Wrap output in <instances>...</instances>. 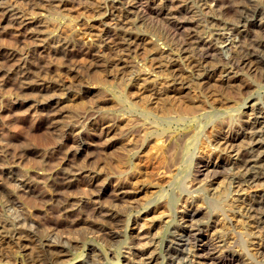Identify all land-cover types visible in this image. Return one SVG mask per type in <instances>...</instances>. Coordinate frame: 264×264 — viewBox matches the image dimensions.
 <instances>
[{"label": "rangeland", "instance_id": "obj_1", "mask_svg": "<svg viewBox=\"0 0 264 264\" xmlns=\"http://www.w3.org/2000/svg\"><path fill=\"white\" fill-rule=\"evenodd\" d=\"M8 1L11 2L13 0H7L4 4H6V3L8 4ZM23 1L25 2L24 4H23ZM23 1L17 0V2L15 3V6L16 5L17 6L14 10H17V9H19L20 11L22 10L21 12H23L25 14V16L27 17L26 21L30 20L28 22L31 23L29 25H32L31 27H33V29H32V31L28 32V29L21 27V24L19 22L21 20V18H15V19L7 18L6 17L7 15L5 16L4 12H2L3 10L0 9V51L3 52L5 50H14L18 57H21L24 59H30L31 58L32 60L36 61L38 65L40 64L42 66V68L43 67L47 68L50 75L52 77H54V79L61 81V82H64L65 86L68 83L71 84V82H73V81L76 82L78 80L77 82H79V83L81 82V85H83L84 88H86L88 91L86 93L82 94V96L84 97L83 98L81 96V94L78 95L79 93H77L76 91L71 89V87L69 88V85L63 89L64 91L62 90L64 93H60V97H62V99L64 101H62V103L60 105H63V106L62 107L60 106V110H59L60 115L58 116L59 120H58L57 126L54 127L56 129H54V128H51L53 126H51V123H50L51 120L49 118L50 116L48 115V112H44L43 110H41L35 106L36 100H37L35 98L36 90L38 87L37 85L39 83L43 82V80L41 79V77H43L42 74L40 72L37 73L38 70L36 71V68H35V74L30 73V74H28L29 76L26 77L27 79H24V78L18 77V75L8 73L6 71L7 65L6 64L1 65V62H0V65H1L0 66V217L1 218L0 219L7 220L10 222L14 221V223H15V222H17L18 219L21 218L20 216L25 215L27 217H30L33 219V220L31 219L32 221H35L37 226L40 224H42V225H40L39 227L44 225L43 226L45 229L44 231H43V227H41V228L38 227L39 233H40L39 238H41L43 240L45 238L44 237L45 232H51V230H52V232L53 231L56 232V228L59 225L56 233H58L60 231V233H58L60 235V238L63 237L62 239L66 238V240L70 239V240H72V241L69 240L70 242H74V244L77 243V245L75 246L76 248L74 247V248H71L69 250V252L67 254L69 256H67V255L62 256L60 258L61 261L58 258L59 261H56L57 263L56 262L54 263L53 261L51 262V260H55V259L45 260L47 263L44 261L34 262V261H31V260H33V258H32L33 252L32 251H34L37 248V246H34V245L39 244V241L37 239L36 240L34 239V241L32 239V241H31L30 238H27L28 239L27 240L26 237H17V239L16 238H9V237L6 238V237H1V234H0V237H1L0 238V264H30V262H31V264H38V263L41 264L42 262H43L42 264H73V263L74 264H81L80 261L84 260V256L89 255L90 253H93V252H91L93 250H94V253H98L99 260L103 261L105 264H106V262H107V264H114V263L115 264H124L123 262H124V260H126V256H129V252L131 250H137V249L141 248V251H143V252L146 251L145 255H147V251L149 252L151 250V248L153 247L151 242L148 243L151 239V237H149V236H151L153 233H155L153 235H157L156 240L161 242L159 244V248L157 250L161 254H163V256L162 257L160 256V258H157L156 260H152L151 262H149L146 258L147 256L141 255L142 259H140V260L147 261V264H165V261H168V254H167V252H165L166 247L169 244V240L172 238L170 233L174 230V228H179V227L180 228L181 227L187 228V227H189L187 225V224H189V220H185V218H182V216L185 214V211L190 209L189 207H193L192 203H193V198H195V197H193L192 195H195L198 193L199 196L205 195L207 197H210L211 192H214V191L219 192L223 188H227V185H228V178L227 177L229 175V172L236 171L238 169L237 164H233L234 165L233 166L231 163H229L230 161L228 162V159L230 160L233 158L232 160H235L236 158H238V160H240V159H244V157L245 158L248 157L250 143H248L249 142V135L247 136V132L251 131L250 122L253 120V116H252L253 114H251V112L253 110H250V105L252 106V108H254L255 105L259 106L261 104V103L260 104L258 103V100L259 99H260V101L263 100L262 95H264V79H262V76H260V74L255 70L254 71L253 70H247V73L239 71L238 74H236L239 77V81H237V82L238 83L240 82L241 85L238 84L239 86H238V89H236L237 91L231 93L230 96L225 97L223 95H220V96H222V98L219 96L222 99L221 100L222 103H221V101L220 102H214V103L217 105H223L224 106L223 109H220L221 114H219V116H217V119L215 120V122H213L211 124H210V122L212 120H214L215 118H213V116L210 117L209 119L207 118L206 126L203 125V127H202L201 138H200L201 141L199 140V142L202 143V145H201L202 147L199 145V147H201V148L196 150V153H195V159L198 161V163L194 164L192 170H186L183 173L184 177H182L179 180L181 182V184H180V182H177L174 186H170L172 174H176L177 171L175 169L164 170L163 168H162L163 169L162 170L158 166V161L164 155L163 151L161 150V147L168 145V141H169V143H173V137L177 138L179 136V134H181L184 131L185 132L188 131L190 128H188V129L185 128L186 126H188L187 123L182 124V125H178V124L174 123L173 126H167V127H169L168 129H167V127H165L164 132H162L163 136L160 137V140L168 137L167 138L168 141H166V143H165V142H163L164 140H161V141L159 139L157 140L156 136L152 135V134H154L153 133V126L155 125L154 123L151 122V120H153V118L146 117L144 115L142 116L143 113H141V112L139 113V111H136V110H134V112L131 113L129 111V110H131V108H129L127 110L123 109V107L125 108V106L122 107V84L116 85V87H114L115 85L112 84V82H111V79L114 80L112 78L111 74L108 75L107 71L101 70V68H102L101 66H97V64L101 63L100 61H102L100 59L108 57V55L110 54L109 50L106 47L103 48L104 46L102 44L104 42L103 41V38L105 37L104 34L106 35V31L113 30L114 24L110 25V24H106V22H105V23H102L100 25V21L97 24L96 13H94L95 11L90 9L87 6L91 2L93 3V1H95V0H87L88 2L86 0H83V1L82 0L65 1L64 2L65 6H63L64 8L63 7L60 8V6L57 5V2H51L53 4H51V3L49 4L47 2L46 4L43 3V5H42V3H40V5H38L39 3H37V4H34L33 7H30V5L27 2L28 0L27 1L23 0ZM236 1L240 2L243 0H236ZM254 1H259V0H254ZM34 2H41V1L36 0ZM208 2H209V4H211V6H214L215 3H218V5L221 7V10L223 11V15L221 17H223L226 20L229 19L228 17H230L231 14L233 13L232 7H233L234 3L232 0H210ZM18 5L20 8L18 7ZM41 6H43V7H41ZM54 6L56 8H58L57 10H59V11H57ZM47 7H49V8L47 9ZM30 8H32L33 10ZM39 8H41V9H39ZM38 9H39V11H38ZM25 11H30V12L27 13ZM33 11H35L36 13L35 12L33 13ZM84 11L86 12V14L83 13ZM91 12L94 16H92ZM73 16H75V17L73 18ZM83 20H84V22H83ZM156 21L154 20L153 25L157 24ZM157 22H160V21L158 20ZM224 22H226V25H225L226 28L215 29V27H214V29H213V27H212V28L208 29V30H211L212 32L216 31L215 33H221V36H224V38H223L224 43H222L221 45L229 44L231 39L234 38L233 34H232V32H234V31L231 28H229L230 22L229 21H224ZM151 23L152 22H150V19H145V20L137 19L134 22V24L132 25L131 29L135 32H137V31L143 32L144 30H146V32H149L150 26H152ZM91 24H92V26H91ZM94 24L98 28L95 29ZM100 27L101 28L103 27V28L101 29ZM155 27H157V30H161L160 29L161 25H156ZM239 29H241L242 34H246V36L253 35V33H254V25L253 24H249L248 26H240ZM92 31H94L95 33ZM45 34L46 35L48 34V35L45 37ZM52 36H53V38H52ZM101 36H103V37L101 38ZM41 37H43V39H41ZM59 37L62 40H66V41L68 40L67 41V44H68L67 48L68 49L66 48V49L62 50L61 46L57 47V45L54 43V41L60 39ZM63 37H65V38L63 39ZM235 38L237 39V35ZM98 42H99V44L100 43L101 44L99 45ZM87 44H89V45H87ZM52 45H53V47H52ZM245 45H247V44H245ZM97 46L99 47V49ZM88 52H96L98 54V56H97L98 58L96 57L97 59L94 60L95 61L94 63L91 62V60H89L90 62L88 61V58H90L87 55ZM106 52H108L107 56H106ZM138 52H139L138 54H140V53L142 54V52H140V50H138ZM132 54L133 53H131V55L128 57V59L130 58L131 60L130 59L129 60L132 62H135L137 60V58L139 59L141 57V54L139 55L140 57L138 56V54H136L135 57L133 56L135 54H133V55ZM142 55H144V54H142ZM65 56H66V58H65ZM67 56H68V58H67ZM81 57L83 60L81 59ZM19 61H21V60H19ZM72 65L73 66L78 65L77 66L78 69L75 71L71 70V67H73ZM32 68H34V67H32ZM66 68H67V70H66ZM50 70H52V71H50ZM95 73H99V75H102L103 77H105L104 78L105 83H99L96 81L93 82L94 81L93 75ZM109 73H113V71L109 72ZM78 76L80 79L78 78ZM32 77H35L36 79H34V78L32 79ZM91 77H92V79H91ZM247 77H248V80H247ZM29 79L31 80L30 81L31 87H29L30 89L26 88V87L24 88V86H26L24 81L27 82ZM106 79H107V81H106ZM136 79H134V82L139 81V79H137V80ZM22 80H24V81L22 82ZM36 82H37V84H36ZM20 84H22V85L24 84V85L22 86ZM119 87H121V88H119ZM133 87H134L133 85L132 86L128 85L126 87V90L129 93H131V95L129 94L130 98L131 99L134 98L133 100H135L137 98L135 96L136 95L135 92H133L135 90ZM186 90L189 91L190 96L192 95L191 98H193V100L195 101L196 104L197 103H203V98L201 96H199V94H196L195 91L190 90V89H186ZM192 91H193L194 95H193ZM33 92L35 93L34 95H33ZM102 92H103V94H102ZM73 94H76V95H73ZM101 94L103 97H101ZM96 95H99V98ZM110 97H112V98H110ZM95 100H96V102H94ZM114 100H116L117 102ZM231 101H232V103H231ZM242 101H244L245 103H243L242 105H239V103H241ZM254 101H256L255 105L253 104ZM77 102L82 105L81 106L82 108L81 107H77V108L75 107V104ZM67 103L68 104L70 103L71 106L67 105ZM96 105H98V106L100 105V107H99L100 109ZM227 105H232L230 107L231 110L229 108L225 107ZM92 106H95L96 109L93 108ZM85 108L91 114L88 112V115L86 116L85 120L82 122L83 123L82 125H84V127L82 128V130L80 132V137H82L83 141H85V142L87 141L88 144L86 143L85 145H82V146L80 145L82 149H78L76 152L72 153L73 155L70 153L71 155L69 154L68 156L69 157L71 156V157L70 158L68 157L67 158L68 161L66 160V162L68 163V165L76 168V170H83V169L87 168L86 170H91L90 172H93V173H91L92 175L95 176L97 174L96 175L97 177L95 176L94 185H89V187L87 186L88 187L87 189H89L88 191L85 188L86 190L83 189L84 190V192H83V190L79 187H71V188L67 189L66 194L69 195V198L73 204H71L69 210L63 211V210L59 209V207L57 206L58 204H56L57 203L56 200L54 201L52 199L53 200L52 201L51 199H49V200L44 199L45 195H46L45 198H47V195L50 196V195H53L55 193L54 190L52 189V187L50 189L46 187L45 177H46L47 172H49L53 167L58 166V163H59L61 157L63 156L62 151L68 147L69 148L73 147L74 146L73 139L77 138L75 135L72 136L73 139L69 135L67 136V138L66 137L62 138L60 135L61 130L59 128L60 127L59 121L67 120L70 118H71L70 120H72L73 118L76 119V115L79 112V110L82 111ZM76 109H78V110H76ZM98 110L99 111L101 110V111L99 112ZM137 110H139V109H137ZM245 111H247V112H245ZM111 112L113 114H111ZM240 114H241V116H240ZM69 115H71V116H69ZM139 119H141L140 122H137ZM131 120H132V123H130ZM92 121L94 124H91ZM126 121H128V122H126ZM125 122H126V124H125ZM114 124H115V126H114ZM148 125L151 127H149ZM117 127H120V128H117ZM57 129H59V130H57ZM181 129H183V130H181ZM91 130H93V131H91ZM109 130H111L112 132L114 131V133L116 131V133L114 134ZM211 131H213V132H211ZM242 131L245 133L241 134ZM165 133H167V134H165ZM106 135H108V136H106ZM111 135H113V136H111ZM89 136H90V138H89ZM65 138H66V141H64ZM142 138H144V140ZM205 138H207V141ZM98 140L100 141V143L98 142ZM146 141H147V143H146ZM208 142H210V143H208ZM225 142H226V144H225ZM229 142H232V143L229 145ZM64 143H67V144H64ZM56 145L57 146L59 145V146L57 147ZM104 145H105L104 148H106L107 145H112V147H111L112 149L111 148L108 150L105 149V150H107L105 152L102 149ZM160 145H161V147H160ZM207 145H208V148H207ZM134 146L136 148H129V147H134ZM21 147H23V148H21ZM57 148H60L61 151L59 152ZM85 148H86V150H85ZM129 149H130L129 157H130L131 161L132 162L136 161L138 164H136V162L133 163V165L135 164L133 166L134 167L133 170H131L133 168L132 167V168H130V170L127 169V170L122 171L120 169H122L123 165H125V164L123 163V161L121 162V161L117 160L115 157H113L111 159V153H110L111 151L110 150H117V152L121 151L124 158H126L127 157L126 155L128 154L127 150H129ZM7 150H8V152H7ZM23 150L24 151L28 150V151L24 152ZM87 150L89 152H87ZM99 150H101V151H99ZM4 151H6V152H4ZM108 151H110V152H108ZM258 151L253 150L251 153L255 152V154H257ZM197 152H199V153H197ZM8 153H10V154H8ZM27 153H28V155H27ZM46 153H48L49 155L52 154V158H50L52 160H50V159L49 160L47 159L46 161L44 160L43 157L44 156L46 157V155H48ZM204 153H206V154H204ZM43 154H44V156H42ZM53 154H54V156H53ZM86 154H88V155H86ZM207 154H209L208 158L206 157ZM137 156H138V158H137ZM225 156H226V158H225ZM57 157L60 159H58ZM53 158L54 159L56 158L57 163H56V161H54L55 163L53 162ZM207 159H208V161H207ZM38 160L40 163L38 162ZM42 161H44V162H42ZM211 161L212 162L225 161L226 163H228V165L225 164L224 168H220L218 170L219 171L218 173H215V175H212V171H208V170L206 171L205 166H204L205 162L207 163V162H211ZM73 162H74V165H73ZM262 162L264 163V161H262ZM41 164H47V169H46L47 171H45V172L41 171V170H44V169H42ZM75 165H78V166L75 167ZM79 165L81 168L79 167ZM120 165L122 167H120ZM78 167H79V169H78ZM137 167H138V169H137ZM129 171H131V172H129ZM164 171H167V172L164 173ZM189 171H191L190 176H186V174ZM127 172H129V173L126 174ZM44 173H46V174H44ZM42 174H43V176H42ZM37 177L40 179H36ZM91 179L93 180V178H91ZM114 179H116V180H114ZM98 180L100 181V183L98 182ZM23 181H28V183H24ZM184 182H186L187 184L189 183L187 185L189 188L187 186H186V188L183 187ZM95 183H96V186H95ZM1 184H2V186H1ZM100 185L102 186V189H103L101 195L98 198L97 197L93 198V197H95L93 194L94 193L93 190H97V188ZM201 185H203V186L201 187ZM235 186H236V183H234L232 185V188L234 187V189H235ZM94 187H97V188H94ZM246 188L248 189V191ZM261 188H263V185L261 183H256V184L250 183L248 185V187L245 185V189L239 190V193H242V192L246 193V194L256 193V192L261 191ZM192 189L194 191H192L190 193V191ZM257 189H259V190H257ZM2 190L4 191V193ZM8 190H10V191H8ZM210 190H211V192H209ZM5 191H7V193ZM107 191L110 192V193L108 192L109 195L107 194ZM120 191H122V195L125 194L124 197L122 198V201L115 200V198L118 196V194H120V193H118ZM42 192H44V193H42ZM71 192H73V193H71ZM201 192H204V193H201ZM11 193L14 195V198L16 199L15 200L16 205L13 207L9 205V201H7L5 199L6 197H4V196H6V194H11ZM61 195L63 198L65 196V193L62 192ZM105 195L107 197L109 196L110 198H112V200L109 199L110 202H107V200H105L106 199ZM1 196H2V198H1ZM101 198L103 200H105V202ZM197 198L198 197H196L195 199H197ZM81 199H83L84 201ZM123 199H124V201H123ZM129 200H130V203H129ZM197 200L199 201V199H197ZM112 201L114 202L116 207L119 208V206H120V208H119L120 212L123 211L122 212L123 222H122L120 237L118 236L115 239H111L110 241H108V240L103 239V236L99 232H94V231L90 232L88 229H85L84 227H82L83 224H78V226L77 225H70L71 224L70 220L75 219L77 217L76 212L80 213L81 209H85L86 211L88 209L91 210L92 209L91 205H95V206H97V205L103 206L104 205L106 207V205L109 206V204H111ZM125 201H127V203H123ZM53 202H55V203H53ZM101 202H102V204H101ZM113 202H112V204H113ZM189 202H191V204ZM77 203H79L81 208H79L80 206ZM82 203H85V204H82ZM121 203H123V204H121ZM48 204H50V205H48ZM92 207H94V206H92ZM123 207H126V209L124 210ZM203 207L206 208V205L203 204L202 208ZM73 210H74V212H73ZM90 210H88V212H91ZM62 212H64V213H62ZM23 213H24V215H23ZM180 215H182V216H180ZM7 217H10V218L7 219ZM239 217L240 216H237V215L233 216L232 215V217L230 219H228L229 222L227 219H224L225 225H226L227 230H228L226 232H227L229 237H230V235L234 236V237H237L239 235L243 238H246V236L244 237L245 234L243 233V231H244V228H243L244 224L242 223L243 218L242 217L239 218ZM205 220H206L205 216L198 215L196 217L195 221L203 222ZM174 223H177V224H174ZM17 224H19V222ZM216 224H218L217 219H216ZM69 225L72 227L75 226L74 227L75 229H73V228L71 229V227H69ZM176 225H179V226H176ZM64 226H66V227L64 228ZM76 226H77V228H76ZM155 226H157V227H155ZM217 227H218V225H217ZM217 227L215 226V228H212V229L209 228L208 231L205 232V234H207V233L211 234L212 232L215 231V229H218ZM219 227H221L220 224H219ZM25 228L29 229L27 227H25ZM241 228H243V229L241 230ZM95 233H97V234H95ZM164 234L166 237H164ZM100 235L102 236V238L99 237ZM153 235H152V237H153ZM178 237L179 236L177 234V236L175 237L176 239L174 238L175 242L184 243V241H185L184 239L186 238V235L184 233H182L181 237H183V238L180 239ZM210 237H211V235H210ZM182 240H184V241H182ZM35 241H36V244L33 243ZM145 241H147V242H145ZM109 244H111V246H108ZM164 244L166 245V247ZM171 244H173L174 246L175 245L178 246V244H176V243H171ZM132 245H134V246H132ZM185 245L186 244H181V247H185V249L187 250L188 245H186V246ZM129 246H131V247H129ZM239 247H240L239 245L233 244L230 249L234 251V255L238 254V255H236V257H238L239 260H242L243 249H242V247H240V248ZM92 248H94V249H92ZM110 248H113V249H110ZM118 248H119V250H118ZM163 248H164V250H163ZM103 249H105V250L103 251ZM144 249H146V250H144ZM53 250H56V251H53V252L51 251L52 253L57 252V249L53 248ZM116 250H117V252H116ZM188 251H190V249H188ZM29 252H31L32 254L30 253V255H29ZM103 252H105V253L107 252V253L105 254ZM118 253H119V255H118ZM207 253H208V255H207ZM213 253H214L213 250H209L208 252L203 251V253H198L200 255H196V254L192 255V253L191 254L186 253L187 254L186 255L185 253L181 252V253L176 254V256L174 257V261H172V263L182 264L183 262L185 263L186 261L190 262L192 259L193 261L191 264H201V263L202 264H213L212 258L209 257V255H212ZM29 256H30V258H29ZM100 257H101V259H100ZM110 258L112 260H110ZM107 259H109V260H107ZM136 260H138V259H136ZM231 264H237V260L235 259L233 262H231Z\"/></svg>", "mask_w": 264, "mask_h": 264}, {"label": "bare ground", "instance_id": "obj_2", "mask_svg": "<svg viewBox=\"0 0 264 264\" xmlns=\"http://www.w3.org/2000/svg\"><path fill=\"white\" fill-rule=\"evenodd\" d=\"M6 1L7 0H3V1L0 0V9L3 10L2 12H4L5 16L7 15L6 17L10 18V19L21 18V20L19 21L21 24V27L28 29V32L32 31L33 27H31L32 25H29L31 23L28 22L30 20L26 21L27 17L25 16V14L23 12H21L22 10L21 11L19 9L14 10L17 6V5L15 6V3L17 2V0H13L11 2L8 1V4L7 3L4 4ZM25 1H27V0H25ZM34 1H36V0H31V1L28 0L27 1L28 4L30 5V7H33V5L37 4V3H39L38 5H40V3H42V5H43V3L46 4L47 2L49 4L51 2H57V5H59L60 8H62L63 6H65L64 2L69 1V0H40L41 2H34ZM208 1H210V0H95V1H93V3L92 2L90 4L87 3L88 4L87 6L90 9L94 10L95 11L94 13H96L97 24L99 21H100V25L102 23H105V22H106V24H110V25L114 24L113 25L114 29L110 30V31H106V35L104 34L105 37L103 38L104 42L102 44L104 46V47L103 46L102 47L103 48L106 47L109 50L110 54L108 55L107 54L108 52H106V56L108 55V57L100 59V60H102V61H100L101 63H98V64L96 63V64H97V66L102 67L101 70L107 71L108 75L111 74L112 78L114 79V80L111 79L112 84L115 85L114 87H116V85L122 84V107L125 106V108L123 107V109L127 110V109L131 108V110H129L131 113H133L134 110H136V111H139V113L140 112L143 113L142 116L144 115L146 117L153 118V120H151V122L154 123L155 125L153 124L154 125L153 126V133L154 134H152V135H155L157 140L158 139L160 140V137L163 136L162 132H164L165 127L173 126L174 123H176L178 125H182V124L187 123L188 126H186L185 128H187V129L190 128L188 131H186V132L184 131L181 134H179V136L177 138L173 137V143H169V141L167 140L168 137L161 139V140H164L163 142H165V143H166V141H168V145H165V146L162 145L163 147H161V145H160L161 150L163 151L164 155H163V157H161V159L159 161L157 160L158 166L161 169L163 168L164 170L175 169L177 171L176 174H172L170 186H174L177 182H180L179 180L182 177H184L183 173L186 170H192L194 164L198 163V161L195 159V153H196V150H198L202 147L201 146L202 143L199 142V140L201 141L200 138H201L202 127H203V125L206 126L207 118L209 119L212 116H213V118H215L214 120H212L210 122V124H211V123L215 122V120L217 119V116H219V114H221L220 109H223L224 106L223 105H217L214 103V102H220L222 100L221 99L222 96H220V95H223L225 97L230 96L231 93L237 91L236 89H238V86H239L238 84L241 85L240 82L239 83L237 82V81H239V77L236 74H238L239 71L247 73V70H253V71L255 70L260 74V76H262V79H264V0H259V1L243 0L240 2L236 1V0H232L234 3V5L232 7L233 13L231 14L230 17H228L229 19H227V20L224 19L223 17H221L223 15V11L221 10V7L218 5V3H215L214 6H211V4H209ZM24 3L25 2L23 1V4ZM51 4H53V3H51ZM18 7H19V5H18ZM41 7H43V6H41ZM48 8L49 7H47V9ZM30 9H32V8H30ZM39 9H41V8H39ZM39 9H38V11H39ZM55 9L57 10L58 8L55 7ZM30 11H25V12L28 13ZM57 11H59V10H57ZM34 12L35 11H33V13ZM83 13L86 14L85 11ZM91 14H92V12H91ZM92 16H94V15L92 14ZM74 17L75 16H73V18ZM137 19H140V20L150 19V22H152L151 23L152 26H150L149 32H146V30H144L143 32H138V31L135 32L131 29L132 25L134 24V22ZM154 20L160 21V22L156 21V23H157L156 25H161V28H160L161 30H157V27H155L156 25H153ZM224 21H229L230 22L229 28H231L234 31V32H232L234 38H232L231 41L229 42V44H227V45H221L222 43H224L223 42L224 36H221V33H215L216 31L212 32L211 30H208L212 27H213V29H214V27H215V29L226 28L225 27L226 22H224ZM83 22H84V20H83ZM249 24L254 25V33H253V35L246 36V34H242V30L239 29V27L240 26H248ZM91 26H92V24H91ZM94 26H95V24H94ZM96 28H98V27L95 26V29ZM92 32H94V31H92ZM47 35L45 34V37ZM236 35H237V39L235 38ZM102 37L103 36H101V38ZM52 38H53V36H52ZM64 38L65 37H63V39ZM41 39H43V37H41ZM60 39H58V40L55 39L56 41H54V43L57 45V47L61 46L62 50L66 49L67 45H68L67 44L68 40L66 41V40L61 39L62 40L61 41ZM98 44H99V42H98ZM245 44H247V45H245ZM87 45H89V44H87ZM52 47H53V45H52ZM98 49H99V47H98ZM138 50H140V52H142V54H144V55H142L140 53L141 54V57H140L139 56L140 54H138L139 53ZM96 52H88L87 55L90 57V58L87 57L88 61L91 60V62H93V63L95 62L94 60L98 58L97 57L98 54ZM131 53L135 54V55L132 54L134 57L136 56V54H138V56L140 58L139 59L137 58V60L135 62L130 61L131 59L129 58L130 59L129 60L128 57L131 55ZM65 58H66V56H65ZM67 58H68V56H67ZM81 59H82V57H81ZM19 60H21V61H19ZM0 62H1V65L2 64L7 65V66L6 65L5 66L7 67L6 71L8 73L18 75V77H21L24 79H27L26 77L29 76L28 74H30V73L35 74V68H36V71L38 70L37 73L40 72L42 74L43 77H41V76L40 77L43 80V82H41L37 85L38 86L37 90L35 89L36 87L34 86L35 87L34 89L36 90L35 98L37 99L36 105L35 104L34 105L37 108L43 110L44 112H48V115L50 116L49 118L51 120V122H50L51 126H53L51 128L56 127L58 120H59L58 116L60 115V112H59L60 106L61 107L63 106L60 104L62 103V101H64L62 99V97H60V93H64L63 89L69 85V88L71 87V89H73L74 91L79 93L78 95L81 94V96H82V94H84L88 91L86 88H84L83 85H81V82L80 83L77 82L78 80L76 82H74V81L71 82V84L66 83L67 85L65 86L64 82H61V81L54 79V77H52L50 75L47 68H45V67L42 68V66L40 64L38 65L37 62L32 60L31 58L30 59H24V58L18 57L14 50H5L3 52L0 51ZM77 66L78 65H74L73 67H71V70H73V71L77 70L78 69ZM32 67H34V68H32ZM66 70H67V68H66ZM50 71H52V70H50ZM112 71H113V73H109ZM93 76H94L93 82L96 81L99 83H105V79H104L105 77H103L102 75H99V73H95ZM33 78L36 79L35 77H32V79ZM78 78H79V76H78ZM136 78L139 79V81L134 82V79H136ZM91 79H92V77H91ZM247 80H248V77H247ZM23 81L24 80H22V82ZM30 81H31L30 79L27 82L24 81L26 84V86H24V88L25 87L26 88L31 87ZM106 81H107V79H106ZM36 84H37V82H36ZM20 85H22V84H20ZM128 85L134 86L133 88L135 90L133 92H135V94H136L135 96L137 99L133 100L134 98L133 99L130 98L129 94L131 95V93H129L126 90V87ZM119 88H121V87H119ZM186 89L193 90V91H195L196 94H199V96H201L203 98V103H197L196 104L195 101L193 100V98H191L192 95L190 96L189 91ZM193 91H192V93H193ZM34 94L35 93L33 92V95ZM102 94H103V92H102ZM102 94H101V97H103ZM73 95H76V94H73ZM99 95H96V96H98V98H99ZM193 95H194V93H193ZM110 98H112V97H110ZM262 98H263V100H261V101H260V99L259 100L257 99L258 103L259 104L261 103L259 106L255 105L256 101L253 102V104L255 105L254 108H252V106L250 105V110H253L251 112V114H253L252 115L253 120L250 122L251 131L247 132V136L249 135V142L248 143H250L248 157H246V158L244 157V159L239 158L240 160H238V158H236L235 160H232L233 158L230 160L228 159V162L230 161L229 163H231L232 165L237 164L238 169L236 171L229 172V175L227 177L228 178L227 188H223V189L221 188L222 190H220L219 192L218 191L211 192V190H212L211 189L209 191V192H211L210 197H207L205 195L199 196L198 193L195 195H192L195 198L198 197L197 199H199V201L197 199L193 198V203H192L193 207H189L190 209L185 211V214L183 216L180 215V216H182V218H185V220H189V224H187L189 227H187V228H182V227L181 228L180 227L174 228V230L170 233L172 238L169 240V244L167 245V247L164 244L166 247L165 252H167V254H168V261H165V264H174V263H172V261H174V257L176 256V254L181 253V252H183L185 254L186 253L187 254L192 253V255H195V254L200 255L198 253H203V251L208 252L209 250H213V252H214L212 255H209V257L212 258L213 264H231V262H233L235 259L237 260V264H264V163L262 162V161H264V95H262ZM114 101H116V100H114ZM94 102H96V100ZM77 103L75 104L76 108L82 106L80 103H78V104ZM221 103H222V101H221ZM231 103H232V101H231ZM243 103H245V102L242 101L241 103H239V105H242ZM67 105L71 106L70 103L69 104L67 103ZM96 106H98V105H96ZM231 106L232 105H227L225 107L230 109ZM92 107L95 108V106H92ZM99 107H100V105L98 106V108ZM86 108L83 109L82 111L79 110L78 113L76 112L77 113L76 119L73 118L74 119V120L72 119L73 121L70 120L71 118L67 119V120L59 121V126H60L59 128L61 130L60 135L62 138L63 137L67 138L68 135L71 136L72 139H73V137H72L73 135H75L77 138L73 139V142H74L73 147H70V148L68 147L62 151L63 156L61 157V159L57 157L58 159H60L58 166L53 167L49 172H47V174L44 173V174H46V177H45L46 187L49 189L52 187V189L55 192L53 195H50V196L47 195V198H45L46 197V195H45L44 199H46V200H49V199L52 200L53 199L54 201L56 200L57 201L56 204H58L57 206L59 207V209H61L63 211L69 210L71 204H73L69 198V195L66 194L67 189H69L71 187H79L82 190L83 189L86 190L89 187V185H94V182H95L94 179H95V176L97 175V174L95 176L92 175L91 173H93V172H90L91 170H86L87 168L86 169L82 168L83 170H76V168L68 165V163L66 162L67 158L69 157L68 155L70 153L72 154V153L76 152L78 149H82L81 148L82 145H85L86 143L88 144L87 141L86 142L83 141L82 137H80V132H81L82 128L84 127V125H82L83 124L82 122L85 120V118L89 112L86 110ZM137 109H139V110H137ZM76 110H78V109H76ZM245 112H247V111H245ZM111 114H113V113L111 112ZM71 115H69V116H71ZM240 116H241V114H240ZM132 120L130 123H132ZM140 120L141 119H139L137 122H140ZM126 122H128V121H126ZM126 122H125V124H126ZM91 124H94L93 121ZM114 126H115V124H114ZM149 127H151V126H149ZM117 128H120V127H117ZM168 128L169 127H167V129ZM54 129H56V128H54ZM57 130H59V129H57ZM181 130H183V129H181ZM91 131H93V130H91ZM109 131H111V130H109ZM211 132H213V131H211ZM112 133H114V131ZM115 133H116V131H115ZM242 133H245V132L242 131L241 134ZM165 134H167V133H165ZM106 136H108V135H106ZM111 136H113V135H111ZM66 138L64 141H66ZM89 138H90V136H89ZM142 139L144 140V138H142ZM205 139L207 141V138H205ZM98 142L100 143L99 140H98ZM67 143H64V144H67ZM146 143H147V141H146ZM208 143H210V142H208ZM231 143L232 142H229V145ZM225 144H226V142H225ZM112 145H107L106 148H104L105 147V145H104L102 148L103 151L106 152L108 149H110L112 147ZM199 145L201 147H199ZM21 148H23V147H21ZM129 148H136V147L134 146V147H129ZM207 148H208V145H207ZM57 149L59 152L61 151L60 148H57ZM105 149H107V150H105ZM85 150H86V148H85ZM253 150L254 151L259 150V151L257 154H255V152L251 153ZM27 151H24V152H27ZM99 151H101V150H99ZM110 151H108V152L111 153V159L113 157H115L117 160H119L121 162L123 161V163L125 164V165H123V167L120 165V167H122V169H120L118 167L120 170H122V171L127 170V169L130 170V168H132L135 165V164L133 165V163L136 161L132 162L130 157H129L130 149L127 150L128 154L126 155L127 156L126 158H124L121 151H120L121 153L117 152V150H110ZM4 152H6V151H4ZM7 152H8V150H7ZM87 152H89V151L87 150ZM199 152H197V153H199ZM10 153H8V154H10ZM206 153H204V154H206ZM46 154H48V153H46ZM27 155H28V153H27ZM48 155H46V157L44 156V154L42 155V156H44L43 158L45 161L47 159L49 160L50 158H52V154L49 156ZM86 155H88V154H86ZM53 156H54V154H53ZM206 157L208 158L209 154H207ZM137 158H138V156H137ZM225 158H226V156H225ZM50 160H52V159H50ZM54 161H56V158L55 159L53 158V162ZM207 161H208V159H207ZM38 162H39V160H38ZM42 162H44V161H42ZM56 163H57V161H56ZM136 164H138V163L136 162ZM225 164L228 165V163H226L225 161H218V162H212L211 161V162H207V163L205 162L204 166H205L206 171L207 170L212 171V175H215V173L219 172L218 170L220 168H224ZM41 165H42V169H44L41 171L42 172L47 171L46 170L47 164H41ZM73 165H74V162H73ZM76 166H78V165H75V167ZM79 167H80V165H79ZM79 167H78V169H79ZM133 169H134V167L131 170H133ZM137 169H138V167H137ZM129 172H131V171H129ZM129 172H127L126 174H128ZM165 172H167V171H164V173ZM190 174H191V171H189L186 174V176H190ZM42 176H43V174H42ZM91 178H93V180ZM36 179H40V178L37 177ZM114 180H116V179H114ZM23 182L28 183V181H23ZM98 182L100 183L99 180H98ZM185 183L186 182H184L183 187L186 188V186L189 183L188 184L187 183L185 184ZM234 183H236L235 189H234V187L232 188V185ZM250 183L251 184L261 183L263 185V188H261V191L256 192V193H251V192H250L251 194H246L243 192L239 193V190L245 189V185L248 187V185ZM180 184H181V182H180ZM1 186H2V184H1ZM95 186H96V183H95ZM100 186L98 188L94 187V188H97V190H93L94 191L93 194L95 196V197L92 196L93 198H96V197L98 198L101 195L103 189H102V186L101 187ZM202 186L203 185H201V187ZM84 190H83V192H84ZM88 190L89 189H87V191ZM257 190H259V189H257ZM8 191H10V190H8ZM192 191H194V190L192 189L190 191V193ZM247 191H248V189H247ZM5 192L7 193V191H5ZM62 192L65 193V196L63 198L61 195ZM108 192L109 191H107V194H108ZM3 193H4V191H3ZM42 193H44V192H42ZM71 193H73V192H71ZM118 193H120V194H118V196L115 198V200L122 201V198L124 197L125 194L122 195V191H120ZM201 193H204V192H201ZM4 197H6L5 199L7 201H9L10 206L13 207L16 205V201H15L16 199L14 198V195L12 193L6 194V196H4ZM108 197L106 196L105 197L106 199L105 198L104 199L107 200V202H110L109 199L112 200V198H110V197L108 198ZM1 198H2V196H1ZM81 200H83V199H81ZM105 200H103V201L105 202ZM123 201H124V199H123ZM112 202H111V204H109V206L106 205V207L104 205L103 206L91 205L92 209L91 210L88 209L91 212H88V210L86 211L85 209H81L80 213L78 212L79 214L76 212L77 217L75 219L70 220V223H71L70 225H77L78 226V224H83L84 226L82 225V227H84L85 229H88L90 232H92V231L99 232L103 236V239L108 240V241H110L111 239H115L118 236L120 237L121 227H122V222H123V215H122L123 211L120 212L119 211L120 206L118 208L115 206L114 202H113V204H112ZM53 203H55V202H53ZM123 203H127V201H125ZM123 203H121V204H123ZM129 203H130V200H129ZM189 203L191 204V202H189ZM77 204L79 205V203H77ZM82 204H85V203H82ZM101 204H102V202H101ZM203 204L206 205V208L203 207L205 210L202 208ZM48 205H50V204H48ZM92 206H94V207H92ZM79 208H81V206ZM123 208H124V210L126 209V207H123ZM73 212H74V210H73ZM62 213H64V212H62ZM23 215H24V213H23ZM198 215L205 216L206 220L203 222L195 221L196 217ZM232 215L233 216L237 215V216H240L239 218H241V217L243 218V222H242L244 224L243 225V228H244L243 233L245 234V235L244 234L243 235H244V237L246 236V238H243L239 235L237 237H234L231 235H230V237L228 236V234L226 232L228 230H227V227L225 225L224 219L228 220L232 217ZM20 217H21L20 219H18V220L16 219L17 222H15V223H14V221L10 222L7 220L0 219V234H1V237H6V238L9 237V238H16L17 239V237H26V239L30 238L31 241H32V239H33V241H34V239L35 240L37 239L39 241V244L34 245V246H37V248L35 247L36 249L35 250L33 249L34 251H32L33 252V257H32L33 260H31V261H34V262L44 261V262H46L45 260L55 259V260H51V262L53 261L55 263L56 261H59V259L62 256L67 255L71 248H74L77 245V243L74 244V242H70V241H72L70 239H69L70 240L69 241V240H66V238L62 239L63 237L60 238V235L58 234V233H60V231L58 233H56L59 225L56 228V232L55 231L52 232V230H51V232H45L44 233L45 238L43 237L44 238V240H43V239L39 238V234H40L39 228L43 227L44 225L39 227L42 224L39 223L40 225L37 226L35 221H32L33 220L32 218L27 217L25 215L20 216ZM8 218H10V217H7V219ZM216 219L218 220V224H216ZM18 222H19V224H17ZM228 222H229V220H228ZM174 224H177V223H174ZM219 224L221 225V227H219ZM70 225H69V227H71V229L72 228L75 229L74 228L75 226L72 227ZM217 225H218V227H217ZM66 226H64V228ZM77 226H76V228H77ZM176 226H179V225H176ZM215 226L218 229H215V231L212 232L211 234L210 233L205 234V232L208 231L209 228L212 229V228H215ZM25 227H27L29 229H26ZM155 227H157V226H155ZM243 228H241V230ZM44 230L45 229L43 227V231ZM182 233H184L186 235V238L184 239L185 241L182 240V241H184V243L175 242V239H176L175 237L177 236V234L179 236L178 238H180V239L183 238V237H181ZM95 234H97V233H95ZM153 234H155V233H153ZM101 235L99 237L102 238ZM152 235L149 236V237H151V239L148 243L151 242L153 247L151 248V250L149 252L147 251V255H145L146 251L145 252L141 251V248L137 249V250H131L129 252V256H126V260H124L123 263L124 264H147V261L140 260V259H142L141 255L147 256L146 258L149 262H151L152 260H156L157 258H160V256L162 257L163 254H161L157 250L159 248V244L161 242L156 240L157 235H153V237H152ZM210 235H211V237H210ZM164 237H166L165 234H164ZM145 242H147V241H145ZM33 243L36 244V241ZM171 243H176V244H178V246L177 245L174 246ZM181 244L188 245L187 250L185 249V247H181ZM233 244L239 245L240 247H242V249H243L242 260H239L238 257H236V255H238V254L234 255V251L230 249ZM108 246H111V244H109ZM132 246H134V245H132ZM129 247H131V246H129ZM53 248L57 249V252H55L56 254L52 253L53 251H56V250H53ZM92 249H94V248H92ZM110 249H113V248H110ZM188 249H190V251H188ZM104 250L105 249H103V251ZM118 250H119V248H118ZM144 250H146V249H144ZM163 250H164V248H163ZM91 252H93V253H90L89 255L84 256V260L80 261L81 264H92V263L93 264H105L103 261L99 260L98 253H94V250ZM116 252H117V250H116ZM30 253L31 252H29V255H30ZM103 253H105V252H103ZM118 255H119V253H118ZM207 255H208V253H207ZM67 256H69V255H67ZM29 258H30V256H29ZM100 259H101V257H100ZM136 259H138V260H136ZM107 260H109V259H107ZM110 260H112V259L110 258ZM60 261H61V259H60ZM192 261L193 260L191 259L190 262L186 261L185 263L183 262L182 264H191ZM30 264H31V262H30ZM106 264H107V262H106Z\"/></svg>", "mask_w": 264, "mask_h": 264}]
</instances>
